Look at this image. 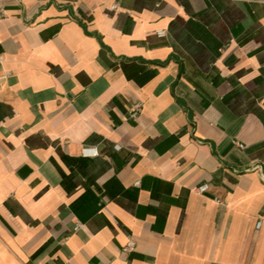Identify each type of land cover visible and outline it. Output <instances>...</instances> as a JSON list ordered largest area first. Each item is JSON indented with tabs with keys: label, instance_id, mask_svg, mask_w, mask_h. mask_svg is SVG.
Here are the masks:
<instances>
[{
	"label": "crops",
	"instance_id": "1",
	"mask_svg": "<svg viewBox=\"0 0 264 264\" xmlns=\"http://www.w3.org/2000/svg\"><path fill=\"white\" fill-rule=\"evenodd\" d=\"M5 7L0 264H264V0Z\"/></svg>",
	"mask_w": 264,
	"mask_h": 264
},
{
	"label": "built area",
	"instance_id": "2",
	"mask_svg": "<svg viewBox=\"0 0 264 264\" xmlns=\"http://www.w3.org/2000/svg\"><path fill=\"white\" fill-rule=\"evenodd\" d=\"M5 1L6 0H0V20L4 19L7 15V11H6V7H5ZM115 6V5H114ZM165 30H159L158 31V34L160 36H163L165 35ZM141 111V106L140 104H136L133 111L131 112V116L136 118L139 114V112ZM118 148L119 146L116 145ZM240 147H243V144H239ZM84 153L86 155H91V156H96L98 155L100 152H99V149L98 147H89V148H86ZM211 189L210 185L208 183H204V184H201L197 187L194 188V191L198 194H202V193H205L207 191H209ZM218 201H221V199L218 198ZM262 224V221L259 220L257 222V227H260ZM78 226V225H77ZM135 247V241L134 240H130L126 246L123 248L124 251H130L132 249H134Z\"/></svg>",
	"mask_w": 264,
	"mask_h": 264
}]
</instances>
